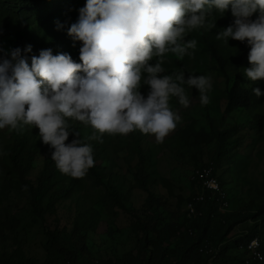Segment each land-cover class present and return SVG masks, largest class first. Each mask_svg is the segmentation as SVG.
I'll use <instances>...</instances> for the list:
<instances>
[{
    "label": "clouds",
    "instance_id": "clouds-1",
    "mask_svg": "<svg viewBox=\"0 0 264 264\" xmlns=\"http://www.w3.org/2000/svg\"><path fill=\"white\" fill-rule=\"evenodd\" d=\"M228 11L233 21L215 38L246 42L250 67L243 75L252 83L264 80V0H86L68 28L73 41L82 42L80 63L48 48L29 64L19 47L10 52L0 47V130L23 134L26 127L38 128L42 142L54 149L57 169L76 179L95 165L87 141L103 143L105 134L139 131L163 143L181 122L170 101L176 98L188 108L187 86L198 90L200 104L207 106L213 88L207 75L165 74L166 56L194 58L198 41L189 34L214 29L216 15ZM252 92L264 95L258 87ZM70 120L93 132L81 139Z\"/></svg>",
    "mask_w": 264,
    "mask_h": 264
},
{
    "label": "rangeland",
    "instance_id": "rangeland-1",
    "mask_svg": "<svg viewBox=\"0 0 264 264\" xmlns=\"http://www.w3.org/2000/svg\"><path fill=\"white\" fill-rule=\"evenodd\" d=\"M3 1L7 5L13 4L8 0ZM84 5L85 0H60L58 12H63L69 6L71 13L79 15V9ZM53 8L52 1L47 0L35 9L36 13H42L39 14L40 18L33 16L27 20L29 31L34 38L41 39L48 34L47 27L43 22L47 18H53L55 11ZM71 18L72 16H70ZM215 18L221 19L219 14ZM223 18L228 25L233 21L230 11L226 12ZM255 18L254 14L252 19ZM202 31V29L194 30L188 36V39L198 41L194 58L185 56L183 60H180L174 54L169 53L163 67L166 70L165 74H171L173 71L179 70L176 62H181L191 74L210 76L213 85L212 91L209 93L211 103L202 106L198 90L185 86L191 101L190 106L182 107L176 98L170 101L173 110L181 116V122L163 143H157L154 136L145 135L139 131L127 136L108 134L104 136L105 148L95 160L106 176L105 182H114L122 189L125 209L114 205L108 197L105 187L97 185L87 173L84 178L77 179L78 189L75 192L59 199L55 205L56 216L45 215V221L41 223L33 213L30 197L20 192L19 189L16 190L11 184V181L14 183L15 177L9 167L6 149L8 145L12 144L15 132H9L8 129L0 130V153H6L0 154V223L5 221L6 217L16 218L19 221L15 232L5 231L4 238L0 236V252L10 253L20 245L28 257L44 261L47 257V239L42 231L44 227L50 229L55 226L65 227L67 229L65 233L69 234L75 219H78L77 221L81 224L90 218L94 224L93 230L87 232L86 238V244L91 250L90 258L92 260L90 261L111 259L114 262L123 260L130 264H144L147 261L149 250L142 246L144 244L141 239L142 232L135 230V222L136 218L144 213V203L148 199L149 192L153 193L168 211L176 214L180 219L186 211L185 204L178 207L159 180H169L176 187L175 193L187 198L194 191L190 187V181L194 178L195 172L203 170V168H211L213 178L219 185H222V191L227 196L229 207H227V211H218L219 214L228 211H243L249 204L257 202L261 195L264 179V123L260 131L252 129L250 125L255 113L264 117V95L257 98L253 94L252 88L258 87L264 92V80L252 83L243 75L244 68L250 67L248 61L250 46L246 43L245 49L248 50L244 53L240 72L243 86L254 96L253 107L250 111L241 109H235L228 113L224 111L226 105L225 78L213 68L214 63L205 51L204 41L201 39ZM14 41L13 37L5 38L3 41L5 50H12ZM218 41L220 52L225 58L226 73L232 77L234 75L232 51L237 41L231 38L228 44L222 40ZM141 92L146 96L148 86H143ZM70 123L84 130L85 136L93 132L90 126L81 122L70 120ZM210 125L218 130L234 126L238 128L235 136L226 145L229 149L228 154L223 155L218 162L212 161L215 144L211 138L206 144L191 147L183 142L179 133L185 127H191L195 132H209ZM26 128L29 131L27 136L30 141H42L38 128ZM134 137L143 148L144 154L146 156L148 154L149 191L140 188L136 182L138 155L133 147ZM46 157V152L40 151L31 164L27 179L33 184L37 183ZM110 174L114 176L112 182L109 181ZM63 183L68 186V180H64ZM47 203L48 194L39 196L35 201V204L40 208H44ZM91 215H95V219H92ZM168 220L166 218L165 222ZM249 225L250 223L245 222L235 226L225 239L229 243L227 251L229 256L242 255L233 240L241 237ZM58 257L59 264H63L62 254H59ZM206 264H217V262L210 259Z\"/></svg>",
    "mask_w": 264,
    "mask_h": 264
},
{
    "label": "trees",
    "instance_id": "trees-1",
    "mask_svg": "<svg viewBox=\"0 0 264 264\" xmlns=\"http://www.w3.org/2000/svg\"><path fill=\"white\" fill-rule=\"evenodd\" d=\"M8 1L13 4L7 5L3 0H0V47L5 50L3 46L4 39L13 37L15 40L13 49L19 47L22 50V55L28 57L29 64L32 56H38L41 50L48 48L52 49L53 55L68 53L75 62H81L79 49L82 42H74L72 37L68 35V28L72 23L77 22L79 15L71 13L69 6L63 12H58L60 0H51L55 10L53 18H47L43 22L47 27L48 34L41 37V39H37L30 33L27 20L33 16L40 18L39 14L42 13H36L35 9L47 0ZM25 7L27 9H24ZM70 16H72L71 19ZM227 26L229 25L225 18L217 19L214 29L208 31L202 29L201 39L204 41L205 51L214 63L213 68L225 78L226 105L224 111L227 113L235 109L250 111L253 107L254 96L243 86L240 72L244 53L248 50L245 49L246 42H236L232 51L234 75L229 77L225 69V58L219 49V41L215 38L216 34ZM28 45L32 46V51L24 52L23 50ZM5 52L10 51L5 50ZM3 55V53H0V56ZM7 58H10V56ZM176 64L179 70L185 72L186 77L191 74L184 64L181 62H176ZM263 123V115L255 113L252 116L250 127L260 131ZM72 127L80 132L81 139H83L86 132L74 125ZM237 130L238 128L235 126L218 130L210 125L209 132H195L191 127H185L179 133L183 142L191 147L206 144L211 138L215 144L212 161L218 162L223 155L228 154L229 149L226 145L235 136ZM28 134L27 128H25L23 134L15 132L12 144L8 145L6 149L9 167L15 177L14 183L11 181V184L16 190L19 189L20 192L30 197L33 213L38 221L44 223L45 215L56 216L55 205L59 199L75 192L78 189V184L76 178L62 174L57 169L55 162L51 159V153L54 149L45 145L42 141H30ZM104 136L102 137L103 143L95 140L87 141L93 146L94 160L105 148ZM73 138V136H70L68 142ZM133 147L138 155L135 174L137 185L145 191H149L148 154L147 156L144 154L143 148L135 137L133 138ZM40 151H45L47 157L37 183L33 184L27 179V175L35 156ZM88 173L97 185L105 187L108 197L114 205L120 209L126 208L123 191L112 182L114 177L112 174L109 177V181L112 183H106V176L102 173V169L98 166L96 160L94 167L89 169ZM64 180H68V186L64 185ZM159 181L168 190L169 197L175 201L178 207L183 203L185 204L186 211L178 219L176 214L168 211L159 202L158 198L149 192L148 199L144 203V213L142 216H138L135 222V230L142 232L141 239L144 241L142 246L149 250L147 261L144 264H206L207 260L210 259H214L217 264H264V260L252 259L246 250V244L251 239L257 238L261 244V252L264 253V179L260 191L261 195L255 204H249L243 211H228L222 214L218 213L221 210L216 201L218 195L215 192L206 190L197 179L196 174L190 181V187L194 191L187 198L175 193L176 187L169 180L160 179ZM219 186L222 189V185ZM44 194H48V203L44 208H40L35 204V201ZM195 197H202V200L193 202ZM189 203L194 205V213H189L187 208ZM227 209L221 211H227ZM90 217L95 219V215ZM166 218L169 219L167 222H165ZM77 220L75 219L69 234L65 233L67 232L65 227L43 228V234L47 239V257L44 261L28 257L22 247L18 245L10 253L0 252V264H59V254L63 256V264H130L127 261L115 260L114 262L111 259L90 261L92 260L90 258L91 250L86 244V238L87 232L93 230L94 224L90 218L84 220L81 224ZM245 222L250 223L246 232H243L241 237L233 240L242 255L229 256L227 253L229 243L225 239L235 226ZM18 226L19 221L16 218L6 217L5 221L0 223V236L4 238L5 231L15 232Z\"/></svg>",
    "mask_w": 264,
    "mask_h": 264
},
{
    "label": "built area",
    "instance_id": "built-area-1",
    "mask_svg": "<svg viewBox=\"0 0 264 264\" xmlns=\"http://www.w3.org/2000/svg\"><path fill=\"white\" fill-rule=\"evenodd\" d=\"M197 175V179L201 182L202 186L209 191L215 192L216 195V201L219 205L220 209H226L228 207V201L227 196L224 191L221 190L217 180L213 178L212 176V170L211 168L199 170L195 172ZM202 197H196L193 199V202L201 201ZM189 213H194V205L192 203H189L187 206ZM261 244L259 242V239L254 238L251 239L246 244V250L248 254L251 256L252 259H256L259 261L264 260V254L261 252ZM248 262V260H246Z\"/></svg>",
    "mask_w": 264,
    "mask_h": 264
}]
</instances>
